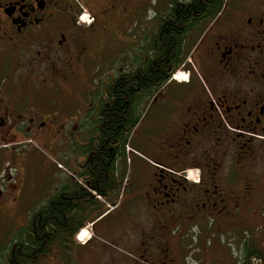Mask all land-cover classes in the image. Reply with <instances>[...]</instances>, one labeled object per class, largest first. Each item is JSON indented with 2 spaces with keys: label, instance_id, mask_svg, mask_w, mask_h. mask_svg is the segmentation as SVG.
I'll use <instances>...</instances> for the list:
<instances>
[{
  "label": "flooded vegetation",
  "instance_id": "obj_1",
  "mask_svg": "<svg viewBox=\"0 0 264 264\" xmlns=\"http://www.w3.org/2000/svg\"><path fill=\"white\" fill-rule=\"evenodd\" d=\"M190 1L149 19L141 0H0V209L77 202L70 228L46 229L51 244L18 247L35 240L32 214L0 264L22 250L28 264H264V0L179 22L175 4ZM163 61L166 80L147 87ZM120 82L134 110L108 140Z\"/></svg>",
  "mask_w": 264,
  "mask_h": 264
},
{
  "label": "trees",
  "instance_id": "obj_2",
  "mask_svg": "<svg viewBox=\"0 0 264 264\" xmlns=\"http://www.w3.org/2000/svg\"><path fill=\"white\" fill-rule=\"evenodd\" d=\"M223 5L222 0H191L190 3L185 5L175 4L174 11L177 15V17L180 19L179 22H182L186 18V16L192 12L193 16V22H197L196 20L200 17H202L204 14H208L209 11H214L216 9L221 8ZM190 10V11H189ZM167 31V32H166ZM164 32V45L165 49L164 52L169 54L173 47L175 46V40L180 39L181 35V28L176 27L174 31L166 30ZM173 35V36H172ZM175 35V36H174ZM180 47V40L178 44V48ZM165 63L164 61L161 63L160 68L157 66H151V69H147L146 75H145V82L150 86H153L155 83L164 82L167 78L166 71H165ZM119 96L118 101L116 102V106L114 109H112L110 112L113 114L112 119L113 122L108 120V125L106 126V131H109V133L106 134L105 139L110 138V136H114L113 138L116 139L119 134V126L123 122V117L126 116L125 113H128L130 116L133 114L134 110V101L136 100L135 93L131 90L126 91L123 94L122 91V82L119 83ZM125 97L129 99L130 106H127L125 103ZM106 142V141H105ZM106 155V154H105ZM103 169V168H102ZM99 176V186L101 188H109V183L106 179V173L105 170H102L101 172H98ZM82 192H79L78 195H81ZM83 197H78V201L82 200ZM77 203L74 199L72 200H58L54 199L51 201L49 206L41 207L37 211L33 213L32 218V230L34 233H36L35 240L31 239L28 236V240L26 244L19 245L18 247L23 248H31L32 246L40 247L42 248L48 241V243L53 242V236H48L46 233V229L48 228L50 231L53 230H61L65 228H70L72 223H70V220L68 219L67 222L64 225V216H70L71 212L73 210V205ZM29 226V227H30ZM30 231V228H27L25 232ZM58 232V231H56ZM38 243H37V242ZM34 242V243H33ZM32 243V244H31ZM257 258L262 257V253L257 251ZM29 252H26L25 250H22L20 253V256H18V262L17 264H28V255ZM23 258V260H22Z\"/></svg>",
  "mask_w": 264,
  "mask_h": 264
},
{
  "label": "rangeland",
  "instance_id": "obj_3",
  "mask_svg": "<svg viewBox=\"0 0 264 264\" xmlns=\"http://www.w3.org/2000/svg\"><path fill=\"white\" fill-rule=\"evenodd\" d=\"M142 3H144L146 5V8L149 9L147 10V14L149 19L151 18L152 14H153V9L155 7V5L157 3L162 2V7L166 6V2L167 0H141ZM132 39V32L130 30H127L124 34V40H131ZM187 77L184 73L178 74L177 76V81L184 83L183 78ZM176 80V79H175ZM186 81V80H185ZM176 88V86L173 84L169 87L168 89V94L172 93L173 90ZM34 148L42 155V158L50 161L51 163H53V166L56 167V162L59 161L60 159L53 153L49 152L48 150H46L45 147H43L42 145H40L39 143H36L33 145ZM65 166H67L66 168H68V163L66 161V159L68 160L69 158L75 157V155L72 153V147L71 144L69 142L66 143L65 145ZM71 147V148H70ZM45 148V149H44ZM64 161H62L61 163H63ZM53 167V168H54ZM69 169V168H68ZM68 169H63L65 172H68ZM62 170V169H61ZM129 176H130V182L133 178V175L131 174V171L129 170L128 172ZM191 176H189V179ZM193 180V179H192ZM133 183H135V180L133 179L132 181ZM131 183V184H133ZM130 194V193H129ZM39 208L35 207V206H26V207H21V208H15V207H4L2 209H0V252L4 253V249L8 248L10 246V243L13 239V233L16 230V228L20 229L23 226H26L27 223L29 222V219L31 217V215L37 211ZM19 212L21 213L22 216H19ZM261 224H257L256 226L259 227ZM87 232L83 233L82 235L80 234L78 236V242L79 243H84L90 236V227H86ZM252 232H254L255 230L258 229H251ZM81 233V232H80ZM102 243H106L105 239H101L100 240ZM264 253V251H263Z\"/></svg>",
  "mask_w": 264,
  "mask_h": 264
},
{
  "label": "bare ground",
  "instance_id": "obj_4",
  "mask_svg": "<svg viewBox=\"0 0 264 264\" xmlns=\"http://www.w3.org/2000/svg\"><path fill=\"white\" fill-rule=\"evenodd\" d=\"M183 79H185V78H183ZM192 175H194V174H192ZM192 175H191V176H192ZM191 178H192V177H191ZM193 179H194V178H193ZM84 233H86V232H84Z\"/></svg>",
  "mask_w": 264,
  "mask_h": 264
}]
</instances>
